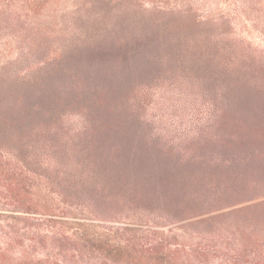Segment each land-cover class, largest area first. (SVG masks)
I'll use <instances>...</instances> for the list:
<instances>
[{
	"label": "rangeland",
	"instance_id": "obj_1",
	"mask_svg": "<svg viewBox=\"0 0 264 264\" xmlns=\"http://www.w3.org/2000/svg\"><path fill=\"white\" fill-rule=\"evenodd\" d=\"M26 2L0 1L6 170L23 162L45 174L55 162L49 154L73 152L69 162L84 161L108 182L118 150L183 174L235 154L256 155L251 165L264 169V0H44L36 13ZM9 174L0 179V214L12 211L3 192L15 180ZM23 180L35 195L37 177ZM116 210V219L96 223L98 233L128 223L157 228L156 206L135 221ZM229 221L189 226L187 244L226 232ZM5 229L0 221V245Z\"/></svg>",
	"mask_w": 264,
	"mask_h": 264
},
{
	"label": "trees",
	"instance_id": "obj_2",
	"mask_svg": "<svg viewBox=\"0 0 264 264\" xmlns=\"http://www.w3.org/2000/svg\"><path fill=\"white\" fill-rule=\"evenodd\" d=\"M43 1L26 3L36 13ZM84 130L92 132L93 127L88 122ZM2 131L0 124V135ZM72 153L49 154L55 162L46 166L45 174L23 162L21 168L7 170L0 164V179L9 173L15 179L3 188L12 211L0 214L6 224L0 264H264V169L251 165L256 155L235 154L224 164L215 161L183 174L148 168L142 154L118 150L105 182L88 171L84 161L69 162ZM237 164L246 168L237 170ZM28 176L40 181L35 195L26 191L23 178ZM154 206L160 210L151 215L155 230L142 232V226L128 223L108 233L96 231V223L116 219L112 213L119 207L126 209L122 220L135 221L142 217L140 211L147 215ZM88 211L91 218L79 217H87ZM242 217L241 222L229 221ZM222 219L229 221L226 232L218 230L200 243L187 244L189 226L214 225ZM41 249L46 253L40 258Z\"/></svg>",
	"mask_w": 264,
	"mask_h": 264
}]
</instances>
